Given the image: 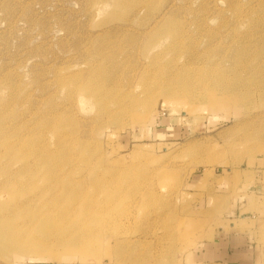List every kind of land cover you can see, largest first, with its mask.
I'll list each match as a JSON object with an SVG mask.
<instances>
[{"label":"rangeland","instance_id":"obj_1","mask_svg":"<svg viewBox=\"0 0 264 264\" xmlns=\"http://www.w3.org/2000/svg\"><path fill=\"white\" fill-rule=\"evenodd\" d=\"M145 1L0 0V184L33 162L6 145L40 141L62 176L44 183L97 242L92 261L15 247L0 264H223L208 248L255 225L264 264V0ZM189 71L187 95L172 75Z\"/></svg>","mask_w":264,"mask_h":264},{"label":"bare ground","instance_id":"obj_2","mask_svg":"<svg viewBox=\"0 0 264 264\" xmlns=\"http://www.w3.org/2000/svg\"><path fill=\"white\" fill-rule=\"evenodd\" d=\"M136 2L137 5L141 6H144L146 3L145 0H136ZM215 71L216 68H212L208 74L205 69L199 70L200 79L205 75L208 77ZM172 76L173 80H179L182 82L183 87H181L179 91L186 93L187 95L190 93L185 90L189 88L190 85H194L196 82L194 79L198 78L196 73H191L190 71L184 73L180 72L176 79L174 75ZM223 77L224 76H214L216 79H221ZM165 84L169 85L168 82ZM167 85H163L161 91L164 92L165 96L169 94V87ZM141 88H143V84ZM84 90L85 88L82 91ZM90 90L94 94L97 92V95L98 93L102 95L104 93V89H96L93 91L90 87ZM82 91L80 92L84 93ZM212 101L215 103L214 100ZM52 124L58 125L56 127H51ZM45 127L47 128V131L49 130L52 134V144L56 149L63 153L69 151L66 140L64 137L63 139L61 137L62 131L60 130L63 129L62 124H59L58 120H55V122L48 123ZM17 144V148L11 143L6 145V150L9 154L8 156L14 161L22 164L28 159V157H32L33 162H31L32 165L19 168V171L21 172L10 174L11 176L9 175L10 178L8 182L1 181L0 192L2 194L4 191H9L17 195L15 197L9 195L12 200L15 201L19 195L23 200L19 203H14L6 215L0 214V249L11 254L12 250H15V247H31L35 252L46 249L47 251H58L61 253L68 252L71 255H77L80 259L82 258L84 260H95L96 258L89 252L88 246L96 245L97 242L95 243L92 239L87 240V235L81 237L76 233L77 231L82 232L85 228L81 220V215L78 222L79 218L77 219L74 214L71 215V213L68 212V209L64 210L60 208V206H64L65 199L57 196L54 190H56V185L61 183L59 181L58 183L56 181L54 185H52L53 183H44L52 175L54 178H58L57 175L59 176L60 173L58 168H53L55 170L54 172L49 170V164L52 163L54 164V167L56 166V160L54 159L53 153L49 152L47 147L43 144L40 145V141L37 144V142H33V140L26 141L25 139L20 138L17 141ZM81 145L80 142L74 141L71 149L74 150L77 155L79 154L82 164H85V158L83 159L84 152L79 150ZM3 174L4 169L1 168L0 177H3ZM60 177L62 176H59V178ZM60 179V181H62V178ZM53 187H55V189H53ZM27 194L32 195L28 197ZM70 198L72 199L71 202H73L72 206L74 204L79 205L78 200L80 199V196L75 195ZM85 206L83 207L82 214L86 216L87 212L86 214L84 213ZM13 219H22L23 222L20 223L21 225L16 226L13 224ZM66 225L70 226V228H67ZM59 254L60 253H56L55 258H57Z\"/></svg>","mask_w":264,"mask_h":264},{"label":"crops","instance_id":"obj_3","mask_svg":"<svg viewBox=\"0 0 264 264\" xmlns=\"http://www.w3.org/2000/svg\"><path fill=\"white\" fill-rule=\"evenodd\" d=\"M257 228L255 225L248 230L242 229L240 232L218 237L213 247L208 248L207 258L223 264H253L256 261V249L252 238Z\"/></svg>","mask_w":264,"mask_h":264}]
</instances>
